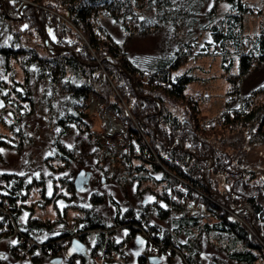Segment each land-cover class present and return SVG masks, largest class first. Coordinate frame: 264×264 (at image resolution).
I'll return each mask as SVG.
<instances>
[{"label":"trees","instance_id":"obj_1","mask_svg":"<svg viewBox=\"0 0 264 264\" xmlns=\"http://www.w3.org/2000/svg\"><path fill=\"white\" fill-rule=\"evenodd\" d=\"M219 1L0 0V164L2 148L22 155L18 166L0 170V240L14 235L13 257L130 264L126 238L115 236L125 228L127 237L144 242L134 264H227L204 256L207 236L235 264H264V174L249 166L244 139L236 148L229 138L245 131L249 141L264 143V83L227 104L219 122L203 123L201 98L189 91L195 76L182 67L197 54L218 56L236 96L239 78L264 63V21L245 35L244 16L253 7L246 0H222L221 11ZM161 30L154 51L130 54L131 36ZM92 92L125 124L117 142L126 153L92 127ZM68 136L72 142L64 140ZM39 140L40 161L29 152ZM91 155L105 179L121 186L134 182L138 194L148 191L151 199L122 208L107 195L110 215L96 209L102 194L92 192L88 205L77 201L65 168ZM32 189L56 216L18 220ZM57 197L64 199L60 208ZM190 206L207 212H189ZM72 236L84 242L86 255L63 254L58 241L69 245ZM118 243L124 249L113 255ZM153 247L162 262L148 261Z\"/></svg>","mask_w":264,"mask_h":264},{"label":"rangeland","instance_id":"obj_2","mask_svg":"<svg viewBox=\"0 0 264 264\" xmlns=\"http://www.w3.org/2000/svg\"><path fill=\"white\" fill-rule=\"evenodd\" d=\"M247 3L253 7L255 10L254 13H249L244 16L243 23V31L245 35L251 34L258 29L259 21H264V0H246ZM218 9L223 10L225 8L224 2L220 0L218 3ZM107 25L109 29L113 32L114 35L120 36L121 31L118 26L114 24L111 19L107 20ZM164 31L158 32H148L145 34H135L129 38L128 47L131 55L144 56L149 54L150 52L155 50V47L161 42L162 35ZM87 47V44H83ZM183 68H189V71L192 72L193 76H195V81H193L189 85V91L194 92L196 96L201 98V109H202V120L203 123L208 122L209 120H214L215 122H219L221 118L222 111L229 105H235L241 100H243L242 95L247 94L253 88L259 86L262 82L264 83V63L256 66L252 69L248 74L244 75L242 78H239L240 84V92L239 95H234V93H230L232 91L230 77L226 69H224L221 65L220 59L218 56L212 55H194L191 56L184 64ZM181 67V69H183ZM234 70V69H233ZM231 79V78H230ZM237 81V82H238ZM236 82V83H237ZM228 104V105H227ZM110 111L114 116L116 121L121 125L120 131L115 136H110L106 133V112ZM89 118L92 124V127L96 128L100 133L101 138H103L106 142L111 143L113 148L116 151L121 153H126V148L120 147L117 139L121 137V134L125 131V124L120 121L114 114L111 106H104L103 97L99 96L97 93L92 92L89 97ZM247 134L245 131L240 133L239 131L231 132L229 134V138L231 139L232 145L231 147L239 146V142L243 140L242 146L247 148V161L249 166L254 168L256 172L260 175L264 174V143L258 141H249L246 138ZM248 136H250L248 134ZM251 137V136H250ZM64 140L66 142H72L73 136L65 137ZM40 141V142H39ZM39 146H31L29 148V152L32 153V158L42 160V146L44 144V140H39ZM41 143V146H40ZM32 149L34 153L30 150ZM92 149V145H88L85 151H90ZM4 158L3 164H0V170H2L3 165L13 166L14 164L18 166L19 160L22 158L21 152L13 151L11 149L7 150L2 148ZM36 152V153H35ZM84 162L80 163L78 161H71L70 165L65 168V173H72L73 177L75 173L80 168H85L91 170V175L89 177L88 183L85 184L83 189L76 190L75 199L81 202L84 205H88V197L92 192H97V194H102L101 201L97 202L96 209L100 212H105L107 214H111L113 210V205L108 201L107 195H111V197L122 207L126 208L128 205H131L135 208L138 205V202H146L151 199V194L148 191H144L141 194L135 189V183L131 182L126 184L125 186H121L116 179H108L104 178L100 174V168L95 164L96 158L94 156L83 157ZM87 159V161H86ZM34 161V160H33ZM35 162V161H34ZM108 162H105L104 167L108 168ZM91 166V168H90ZM5 168V167H4ZM102 177V178H101ZM33 192L30 196L24 201L28 208H23L19 213L18 220L20 222L24 221L29 215L32 219L36 218H53L56 216L54 212V207L50 204L42 205L38 199L40 196L35 194V189H32ZM49 192V191H48ZM142 197H140V196ZM56 204L58 207H62L64 204V199L56 198ZM201 211L206 214V209L204 206H200L198 209L194 206L189 207V212ZM151 220L155 222H161L156 217L152 216ZM127 230L125 228H119L115 232L116 238H126L125 249L128 256V261L130 264L135 263L136 255L141 253L143 250L144 242L141 240L140 243L136 242L138 236H126ZM42 236V235H41ZM210 236L202 238V253L204 256L206 255H216L218 258L223 259L227 264H235L231 260H229L224 253L218 249L214 243V239ZM70 238V237H69ZM77 238V236H75ZM15 241V237L10 236L7 238H3L0 240V264H50L49 259L42 258L37 262H31L30 260H21L13 257L9 252L10 243ZM69 246V245H68ZM68 248V247H67ZM152 250V249H151ZM66 248L63 252L65 254ZM160 253V251H158ZM155 254L159 256L162 260L160 254ZM66 255V254H65ZM152 255V254H151ZM149 254V256H151ZM54 264V263H52ZM57 264H67L65 258L62 257L60 263ZM174 264V263H170ZM176 264V261H175Z\"/></svg>","mask_w":264,"mask_h":264},{"label":"water","instance_id":"obj_3","mask_svg":"<svg viewBox=\"0 0 264 264\" xmlns=\"http://www.w3.org/2000/svg\"><path fill=\"white\" fill-rule=\"evenodd\" d=\"M91 175V170H87L85 168H80L73 177V186L75 190L83 189L85 184L88 183L89 177ZM137 243L141 242L140 238L136 239ZM66 256L72 255V254H85L86 255V247L84 245V242L81 241L79 238H73L68 246V248L65 251ZM62 260L61 256H55L50 259V263H60ZM148 261L150 263H159L161 262V259L159 256L151 255L148 257Z\"/></svg>","mask_w":264,"mask_h":264},{"label":"built area","instance_id":"obj_4","mask_svg":"<svg viewBox=\"0 0 264 264\" xmlns=\"http://www.w3.org/2000/svg\"><path fill=\"white\" fill-rule=\"evenodd\" d=\"M3 206L4 207H7L8 206V202H5L4 204H3ZM73 223H69L68 224V226L70 227V228H72V229H74V227H73V225H72ZM73 238H75V236H72ZM72 238V239H73ZM69 239V238H68ZM71 239V240H72ZM58 244L61 246V249H63V250H65V248L67 249V247H68V245H67V239H65V240H59L58 241ZM124 249V245L122 244V243H118L117 244V247H116V249L115 250H113V255H118V252H120L121 250H123ZM159 250L157 249V248H155V247H153L152 248V250H151V252H150V255L152 254V255H154V253L156 254H158L159 252H158ZM123 255V254H122ZM103 257V254L101 253V254H99L98 256H97V258H102Z\"/></svg>","mask_w":264,"mask_h":264},{"label":"bare ground","instance_id":"obj_5","mask_svg":"<svg viewBox=\"0 0 264 264\" xmlns=\"http://www.w3.org/2000/svg\"><path fill=\"white\" fill-rule=\"evenodd\" d=\"M106 133L115 136L120 131V124L116 121L110 111L106 112Z\"/></svg>","mask_w":264,"mask_h":264}]
</instances>
